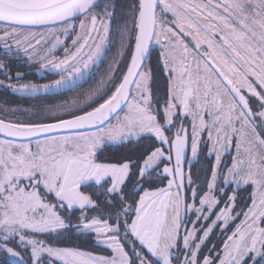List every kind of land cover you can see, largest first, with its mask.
Instances as JSON below:
<instances>
[{"label":"snow or ice","instance_id":"1","mask_svg":"<svg viewBox=\"0 0 264 264\" xmlns=\"http://www.w3.org/2000/svg\"><path fill=\"white\" fill-rule=\"evenodd\" d=\"M158 5H163L162 11L173 14L181 31H185L184 24L187 23L189 29L195 27L197 36L200 34L201 29L189 18L190 13H195L198 17L202 16L204 21H210L205 27L210 30L212 37L219 36V41L208 35L197 41V48L202 43H207L208 48L212 49L211 57L214 58V62L211 65L205 62V73L218 74L217 89L212 96L211 104L217 108L218 112L223 113V97H228L227 126L233 132L239 131L241 138L248 135L246 128H251L254 141H249L250 147L246 149L250 156V167L240 180L245 184L254 185L259 193L258 200L253 199L251 207L243 213L245 217L243 223L246 227L243 230L237 227L228 237L231 243H225L224 258L219 259V264H247L246 258L251 259L254 264H264V227H260V223L264 222V151L253 153L257 145L260 149H264V136L257 133L255 126L256 119L264 122V0H222V2L218 0L214 6L212 0H209L207 5L189 4L182 0H177L176 3H168L166 0H140L137 24L139 35L136 36L135 53L131 58L127 74L123 76L122 82L109 99L92 111L76 115L70 120H61L56 125L8 126L0 121V131L6 132L9 136L33 135L38 132H50L55 128L79 129L94 126L97 129L91 133H81L74 139L63 138L53 146H41L37 142L35 152L26 145H20L19 151H14L10 141H0V237H2L0 251L14 258L10 264H29L19 252L8 246L9 240L15 237H18L25 247L31 246V264H41L43 253L62 260L63 264H92V258L82 259L83 253L45 247L41 241L29 239L26 235L28 231L57 232L72 227L78 230L81 227L92 229L97 233L106 234L110 241L109 247L113 248L120 257L119 262L116 259L99 258L95 264H173L174 260L176 264H214V261L208 257H204L201 262L198 256L202 239L200 243L194 245L190 243V240L196 239L195 231L183 237L184 246L189 251L182 261L174 257L171 252L178 237L181 204L184 203L179 191L184 184V173L180 164L187 147L188 134L183 127L176 132L174 139H170L165 132L171 131L173 125L175 116L173 109L177 107L173 101H179L185 114L191 113L190 98L194 97L196 109H202L204 105L200 102L199 89L194 90L191 87L200 77L198 75L197 81H193L192 73L186 69L187 81L184 82L183 76L181 77L182 84L186 86L181 87L167 102L163 109L164 122H159L157 115H153L149 110L150 98L146 93H148L147 84L150 74L142 71V62L149 54V41L155 36L159 43V34L156 32ZM96 7L97 0H0V24L8 29L3 33L5 38L17 37L27 26L55 22L64 24V30L67 32L70 28L74 30V19L82 18L79 26L83 29L84 19H87ZM220 8L223 9V14L216 11ZM206 9L211 10H208L205 15ZM90 19L91 29L84 43L80 44L70 57L60 61L59 64H54L53 67L59 68L67 65L70 60H76L83 48L88 46L91 32L97 31L98 15L93 14ZM167 31L172 32V29L169 27ZM104 32L105 34L108 32L107 25H104ZM78 40H73V46L78 43ZM17 43L19 44L20 41L17 40ZM103 43L104 37H100V42L94 44L93 50L82 59L81 66H73L69 78L81 76L84 70L103 54ZM5 48L10 50L7 43ZM184 50L188 51L186 45ZM241 62L246 66V70L240 67ZM49 63L52 62L49 61ZM165 64L167 66V61ZM3 67L4 64L0 63V68ZM250 76L255 77V81L249 79ZM204 79L207 80L208 77L205 76ZM64 83L65 78L62 77L61 80L56 81V86L60 87ZM131 85H135L140 90V98L133 99L128 104L130 115H126L123 120H118L115 126L101 127L110 115L120 108L121 102L129 99ZM257 86L261 91L257 90ZM22 87L27 89L29 86ZM44 87L47 89L50 86ZM31 88L32 91L37 90L35 85ZM241 89H247L258 98V111L253 112L249 100L241 93ZM211 92V87H206L203 94L204 104L209 102L208 96ZM237 109H239L238 112ZM192 114L194 119H199L200 128L203 129L205 127L203 114L200 112ZM234 121L241 123V129L235 128ZM216 122L220 123L217 131H223L225 125L220 122L219 116L216 117ZM133 129H137L138 132L133 133ZM126 132L137 135L148 133L154 136L161 145H168L167 159L169 161L172 159L171 152L174 150L176 162L175 169L170 167L163 169L165 174L173 176V179L168 181V189H160L156 192L145 191L136 207V218L130 224L126 218L130 206H125L126 196L122 186L131 171V162L109 165L94 163L92 159L95 155L94 150L105 139L122 140ZM196 135L197 129L194 124L191 144L193 156L197 152ZM225 138H228L226 132ZM256 155L259 156V163ZM164 158L165 150L162 147H156L154 151L148 153L142 160V166L138 167L140 181L144 180L149 170L158 167ZM217 161L219 162V156ZM235 168L236 165H233V169L229 170L233 179L236 178V173L233 171ZM109 176L111 177L110 186H105L102 181ZM24 180L29 183L22 187ZM215 180L214 171L213 183L208 185L209 192L199 198L198 207L195 203L184 206L186 211L197 214V221L201 219L211 221V224L203 230L204 238L214 227L220 226L218 222H222L227 228L229 221L235 218L232 215L233 207L230 203H226L225 207L218 212L215 211L219 205V200L211 195ZM89 182H95L96 185L104 187L103 193L99 195L104 197L103 203L109 209L108 219L113 220V223L96 218L86 221L81 217L80 221L73 225L54 210L55 205L43 203L41 200L39 188L42 185L49 193H54L61 208L65 203L68 209L77 205L81 209L86 206L98 208L100 205L97 201L80 191L81 186ZM227 182L226 178L225 183ZM189 183H191L190 179ZM173 187L176 188L175 195L172 193ZM196 197L197 193L193 190V199L195 200ZM228 200L234 201L235 197L231 196ZM41 208L45 210V213L37 219V210ZM113 209L114 212L111 211ZM169 209L172 210L171 216H169ZM213 216L215 219H212ZM122 217L125 218L122 219ZM122 227L125 234L131 231L141 244L146 246L151 258L142 252H136L134 259L128 257L118 239ZM48 264L51 262L49 261Z\"/></svg>","mask_w":264,"mask_h":264},{"label":"rangeland","instance_id":"2","mask_svg":"<svg viewBox=\"0 0 264 264\" xmlns=\"http://www.w3.org/2000/svg\"><path fill=\"white\" fill-rule=\"evenodd\" d=\"M168 3H176L177 0H166ZM184 3L189 4H201V5H207L209 4V0H182ZM218 0H212V5L214 6ZM222 2V0H220ZM163 5L158 6V12L163 15V25L164 23H168L171 27L175 28L178 32H180L181 35H178L174 32H168L167 28L165 26L163 27V32L159 30L160 25L158 24L156 28V32L159 34V43H157V39L154 36L153 41L155 40V43L157 46H160L161 48V54L163 61H167V73L169 75V85H168V99L166 100V103L163 104L160 109L157 108V105L154 103L153 98L150 95V92L148 90L147 95H149L150 98V111L153 115H157V119L159 122H164V116H163V109L166 107L167 102L172 98L173 94L176 93L181 87L186 86L185 84H182L181 77L183 76L184 82L187 81L188 77L185 72L187 69L188 72L192 73L193 81H197V76L199 75L198 82H195L191 85V87L195 89H199V95L201 97V104L204 105L202 109H196L195 108V99L190 98V108L191 113L185 114L183 111L182 106L179 105V101L175 100L173 101L176 103L177 107L173 109V112L175 113L174 119H173V125L171 127V131H166L165 135H167L170 139H174L176 132L181 128H185L187 130L188 134V147L190 149L189 153V159L187 161V166L191 161H195L199 157L200 148L203 147L205 149L206 154L211 158L212 163V170H211V176L206 184L205 190L199 186L195 182L193 184L189 185V175L187 174V184L189 185V201L188 204L195 203L196 206H199V198L202 197L205 193L209 192L208 185L213 183V172L216 173V180L214 184V188L211 191V195H213L216 199L219 200V205L215 209V211H219V209H222L225 207L226 203H230L233 207V213L232 215L235 217L234 219L230 220L228 223L227 228L223 225L222 222L220 223L219 227H214L212 231L208 234L206 238L203 237V230H205L210 224L211 221H205V220H199L197 221L195 214L192 211H187V215L185 219H182V215L180 213V228L178 229V237L175 241V244L173 248L171 249V252L174 257L179 258V260H183L185 255L188 254V249L185 248L183 237L189 233L195 231V240H190V243L193 245L195 243H200L202 239V243H200L199 253L198 256L201 259V262L204 257H208L211 260L214 261V264H219V259L224 258V245L225 243H231V241L228 240V237L232 235V233L236 230L237 227H240L241 230H243L246 225L243 223L245 220V217L243 215L244 212H246L252 205L253 199L259 198V193L254 185L251 184H245L242 180H240V177L246 175L247 171L250 167V156L249 153L246 151L248 147H250L249 141H254V137L251 136V128H246V132L248 133L247 136L244 138H241V135L239 131L233 132L230 127L227 126V120H226V114H227V105H228V97H223L224 99V112H218L217 108L211 104L212 96L215 94L217 89L216 81L218 79V74L213 73H205V62L207 61L209 65H211L214 62V58L211 57L212 49L208 48L207 43H202L199 48H197V41L201 40L205 35H208L210 38L219 41V36L212 37L211 32L209 29L205 27L207 23L203 20L202 16H196L195 13H190L189 18L193 21L195 26H198L201 31L200 34L197 36L195 27L189 29L187 23L184 24L185 31H181L180 26L176 22V18L173 16L171 12H165L162 11ZM211 9H206L204 11V14L206 15L207 11ZM216 11L223 14V9H216ZM96 12L93 11L89 14L87 19H84L85 27L83 29L80 28V22L81 19H74V30L72 28L69 29V31L65 32V25L59 24L56 26L46 27V28H28L24 29L22 34L18 35L17 37H7L5 40L4 45L7 43L11 48V50H16L21 52L30 62H34L36 64H39L44 73L47 74H53L56 77L52 78L50 80L44 81L42 83L38 84H27L29 87L27 89L23 88L25 93H51L56 92L60 90H64L66 88L72 87L75 84L81 82L83 79L87 78L88 75L96 68L100 60L103 58L104 52L107 48V37L110 31V21L109 17L106 16H100L98 15V21L96 24L97 31L91 32L90 36L91 38L88 39V46L83 48V50L80 52L79 56H77L76 60H70L67 65H62L59 68L53 67L54 64H59L60 61L70 57L73 53L76 52V49L80 47V44L84 43V39L88 36L90 29H91V15L95 14ZM160 22L159 20H157ZM104 25H107L108 32L105 34L104 32ZM162 25V24H161ZM0 30L4 33V31L8 30L6 27L2 24H0ZM191 33V34H189ZM27 37V39H25ZM78 37L80 38L78 40ZM100 37H104V43H103V54L96 59L94 63H91L89 67L84 70L83 74L81 76H74L72 78H69V74L72 73L73 66L80 67L81 61L83 58H86L88 53L93 50V45L100 42ZM193 37H196L195 39ZM162 38V39H161ZM3 40L5 38H2ZM17 40L20 41V43H17ZM73 40H78V43L73 46ZM39 41V43H37ZM187 46L188 51L185 52L184 46ZM207 54V55H206ZM51 61L52 63H49ZM240 67L244 70H246V66L243 65L241 62ZM143 72L147 73L145 69H142ZM207 76L208 79L205 80L204 77ZM65 78V83L61 85L60 87L56 86V81L61 80ZM222 80V78H220ZM252 81H255V77H249ZM209 81L211 83L209 84ZM35 85L37 90L32 91L31 86ZM45 85H49L47 89H45ZM148 85V84H147ZM211 87L212 92L208 96V103L204 104V97L203 94L206 90V87ZM243 91H247V89H241ZM257 90L261 91V89L257 86ZM131 97L126 104V106L121 110L113 119H111L106 125L103 127H107L109 125L115 126L118 123V120H123V118L126 115H130L128 104L133 101V99H139L140 98V90L136 88L135 85H133L131 90ZM250 93V92H248ZM239 109H237V112ZM195 112H200L203 114V119L205 122V127L203 129L200 128V121L198 118L194 119L193 114ZM220 117V122L224 123L225 128L223 131L218 132L217 129L220 127V123L216 122V117ZM195 124L197 129V135H196V141H197V152L196 155L193 156L192 150H191V144H192V137H193V125ZM234 126L236 129H241V123L239 121H234ZM90 130V131H84L79 133H73V134H63V135H56L51 136L47 138H42L38 140H33L30 142H13L10 141L13 145L14 151H19L20 145H26L28 146L33 152L37 150V142L40 143L41 146H53L57 141L62 140L63 138H70L74 139L78 137L81 133H91L96 131ZM133 133L138 132L137 129L132 130ZM257 133H259L261 136H264V131H260L256 127ZM225 132L228 134V138H225ZM144 135H150L148 133H139L137 134H128L125 133V136L122 138V140L117 141H109L105 139L97 148L94 150L95 155L92 158L94 163L97 164H115V163H109V162H101L97 159V150L103 146L106 145H118L123 142H126L128 140H134ZM151 136V135H150ZM154 137V136H152ZM53 138H55V141H53ZM155 139V137H154ZM0 141H9L5 139H0ZM159 142V141H158ZM160 143V142H159ZM165 150V158L164 161L166 162L165 165L162 167V173L168 177V180L166 182V185L161 188H157L154 190H145L147 192H156L160 189H168V181L173 179V176L165 174L163 172L164 167H170L173 168L172 165L168 162H171L167 159L169 152L167 151L168 145H161ZM259 151H264V149H260L259 145H257L256 148L253 149V153L256 154ZM217 156H219V162L217 161ZM257 162L259 163V156L256 155ZM123 164V163H122ZM120 165V164H115ZM233 165H236V168L233 170L236 173V178L233 179L232 175L230 174L229 170L233 169ZM129 175L125 179V183L128 180ZM227 178L228 182L225 183V179ZM105 181L110 182L111 177H106ZM105 181H102L105 182ZM239 181V183L237 182ZM29 182L27 180H24L21 186L27 185ZM95 184V182H89L85 185ZM83 186V185H82ZM82 186L80 188V191L83 192L85 195H87L83 189ZM200 189H203L204 191H199ZM231 190L230 194L229 191ZM29 191L31 189H28ZM193 190L196 191L197 197L194 200L193 199ZM223 190V191H221ZM143 191L138 199L137 206L139 204L140 197L144 194ZM236 191H238L239 196H237ZM39 193L41 196V200L43 203H47L49 205H55V211L59 214V211L57 209V205L60 206V202L55 197L54 193H49L43 186L41 185L39 188ZM173 195L176 194V188L173 187L172 189ZM224 196V201L222 204L221 199ZM228 196V197H227ZM234 196L235 200L229 202L228 198ZM52 198V199H51ZM238 199V202H236ZM91 206H86L85 208H90ZM63 208H67V205L65 203ZM74 208L81 209L78 205L74 206ZM84 208V209H85ZM68 209V208H67ZM44 209H38L36 213V218L39 219L40 215L44 214ZM239 213V215H236ZM60 215V214H59ZM172 215V210L169 209V216ZM61 216V215H60ZM136 218V209H135V215L133 220ZM212 219H215L213 216ZM91 221V220H90ZM170 223V221H169ZM260 227H264V222L260 223ZM83 229V228H82ZM83 230H89L93 231L96 235V240L107 246L111 254L110 255H99V254H93L89 252H83L79 250H72L74 252H80L83 253L84 256L82 259H89L92 258V264H95V261L99 258H104L107 260L116 259L117 262H119V255L116 251H114L113 248L109 247L110 241L107 239L106 234L97 233L92 229H83ZM48 232H33L28 231L26 233L27 237L29 239H35L38 241H41L45 247H53L57 248L56 246L48 245L45 241L43 234ZM132 234V233H131ZM133 235V234H132ZM135 240L138 242V244L145 248V250L148 252L146 246L142 245L140 240L133 235ZM223 238L221 241V245L218 247L216 245L217 240L219 238ZM119 239V237H118ZM0 242H2V237H0ZM119 242L122 245L121 239H119ZM132 244V243H131ZM9 247H13L15 251L19 252L21 256L28 258L31 261V246L28 245L25 247V245L21 244L18 237L11 238L8 242ZM132 248V247H131ZM59 249H66V248H59ZM124 249V247H123ZM125 251V249H124ZM139 251V249H138ZM137 251V252H138ZM126 253V251H125ZM136 253V252H135ZM150 254V253H149ZM128 255V254H127ZM0 256L5 258L8 262H10L12 257H10L6 252L0 251ZM129 257V256H128ZM247 259V264H254V262L251 259ZM257 260H259V257H257ZM51 262V264H55L56 262L63 263L62 260L51 257L47 253H43L41 256V264ZM173 264H176V261H173Z\"/></svg>","mask_w":264,"mask_h":264},{"label":"trees","instance_id":"3","mask_svg":"<svg viewBox=\"0 0 264 264\" xmlns=\"http://www.w3.org/2000/svg\"><path fill=\"white\" fill-rule=\"evenodd\" d=\"M139 4V0H101L97 4L98 14L100 16L107 15L110 21L107 48L103 58L87 78L72 87L51 93L23 92L25 91L22 87L24 85L42 83L56 76L43 73V69L39 64L30 62L21 52L11 50L12 47H10V50L5 48L3 43L7 39L0 30V63L4 64V67L0 68V120L19 125L50 123L84 114L108 99L121 83L133 52L137 35ZM143 69L150 74L147 88L151 97L158 105L165 104L168 99L167 74L164 69L161 51L154 44L151 46ZM77 101L79 103H76ZM156 147H160V143L154 137L144 135L118 145L103 146L96 152L97 159L101 162L115 164L131 162L129 178L122 186L126 196L125 206H130L126 217L129 224L134 218L140 194L145 190L164 187L168 180V177L161 170L163 165L166 164L164 160L154 170H149L143 181L139 179L138 167L142 166L143 158L154 151ZM211 166V158L206 154L205 149L201 147L199 158L193 162L189 168V173L192 179L200 175L207 180L212 170ZM186 167L187 163L185 164V170ZM105 182L102 184L110 186V182ZM82 189L100 206L98 208L67 209L57 205L61 217L66 221H70L73 225L77 224L81 217L86 221L96 218L102 221L108 220L110 224L113 223V220L108 219L109 209L103 203L104 197L99 195L103 193L104 187L90 184L83 185ZM236 193L239 196L238 191ZM186 201H189L188 188H186ZM111 211L114 212L115 210ZM43 237L48 245L57 248L61 247L99 255L111 254L107 246L96 240L93 231L83 230L82 227L79 230L72 227L57 232H48L43 234ZM118 237L121 239L130 259L135 258V252L138 249V252L150 257L145 248L141 247L135 240L131 231L125 234L122 227ZM221 241V238L217 240L216 245L218 247L221 245ZM26 261L31 264L28 258H26ZM0 264H10V262L0 256ZM55 264L63 263L56 262Z\"/></svg>","mask_w":264,"mask_h":264},{"label":"water","instance_id":"4","mask_svg":"<svg viewBox=\"0 0 264 264\" xmlns=\"http://www.w3.org/2000/svg\"><path fill=\"white\" fill-rule=\"evenodd\" d=\"M101 0H97V4L100 2ZM140 1V0H139ZM157 9H158V6L156 8V13H157ZM139 23V14H138V17H137V24ZM59 24H62L61 22H55V23H50V24H46V25H35V26H27L26 29L28 28H33V29H38V28H46V27H51V26H56V25H59ZM137 35H139V29L137 27ZM136 35V36H137ZM154 38V37H153ZM153 38L149 41V52H150V49H151V46H152V42H153ZM135 45H136V40H135V44H134V47H133V52H132V55L130 57V60H129V63H128V66L126 68V71H125V74H127V69L128 67L131 65V58L133 56V54L135 53ZM148 55L144 58L143 62H142V67L143 65L145 64L146 62V59H147ZM123 80V79H122ZM122 82V81H121ZM226 83V82H225ZM132 87L133 85L130 86V95H129V99H130V96H131V90H132ZM116 91V90H115ZM114 91V93H115ZM113 93V94H114ZM112 94V95H113ZM111 95V96H112ZM110 96V97H111ZM109 97V98H110ZM108 98V99H109ZM128 100H125V101H122L121 102V105H120V108H118L116 110V112L112 113L109 117V119L107 121H105V124L106 125L111 119H113L121 110H123V108L126 106V104L128 103ZM107 100V99H106ZM105 100V101H106ZM104 101V102H105ZM103 102V103H104ZM102 104V103H101ZM100 106V105H99ZM97 106V107H99ZM96 107V108H97ZM95 109V108H94ZM92 111V110H91ZM83 115V114H81ZM73 117L71 118H66V119H60V120H57V121H54V122H50V123H43V124H37V125H56L58 124L61 120H70L72 119ZM4 123V125H8V126H37V125H19V124H13V123H9V122H5L3 120H0ZM104 125H102L101 127H103ZM96 127L92 126V127H89V126H85L84 128H79V129H75V128H55L53 129L52 131L50 132H38V133H35L33 135H20V136H9L7 135L6 132H3V131H0V138L2 139H5V140H9V141H13V142H30V141H33V140H38V139H42V138H47V137H51V136H56V135H63V134H73V133H79V132H84V131H90V130H95ZM187 154H188V143H187V147L185 148V152H184V156L181 160V164H180V167L184 173V184H183V187L179 190L180 191V195L183 199V204H181V215H182V218L185 217V213H186V210H185V205H186V188H185V163H186V160H187ZM176 167V165H175ZM175 169V168H174ZM177 182L179 181V178L177 177Z\"/></svg>","mask_w":264,"mask_h":264},{"label":"flooded vegetation","instance_id":"5","mask_svg":"<svg viewBox=\"0 0 264 264\" xmlns=\"http://www.w3.org/2000/svg\"><path fill=\"white\" fill-rule=\"evenodd\" d=\"M159 6V5H158ZM93 11H95L96 13H95V15H97V13H98V10H97V8H95ZM99 15V14H98ZM163 15L164 14H160L159 12H158V9H157V13H156V19L157 20H159L160 22H158V24L160 25V27H159V30H161V32H163V27L165 26V28H171L172 29V32H174V33H176V34H178V35H181L180 34V32H178L177 30H175V28H173V27H171L167 22L166 23H164V25H163V22H162V19H163ZM162 24V25H161ZM154 39V38H153ZM162 39V38H161ZM152 44H154L157 48H159L160 49V51H161V48H160V46H157V44L155 43V40L152 42ZM162 55V54H161ZM163 64H164V69L166 70V74H167V80H168V85H169V75H168V73H167V69H166V66H165V63H164V61H163ZM144 66V65H143ZM142 69H143V67H142ZM44 73V72H43ZM241 93L243 94V95H245V97L249 100V105H250V108L253 110V112H256V111H258V104H259V100H258V98L257 97H255V96H253L251 93H248V92H246V91H243V90H241ZM132 94V93H131ZM131 97V96H130ZM154 103L157 105V108L159 109L162 105H158L157 104V102L156 101H154ZM255 126L260 130V131H264V122H262L261 120H259V119H256L255 120ZM183 134V133H182ZM173 139V138H172ZM189 153H190V149H189V147H188V154H187V160H186V163H187V161H188V159H189ZM171 156H172V159H171V162H168V163H170L171 165H172V167H173V169L175 168V165H176V162H175V152H174V150L171 152ZM199 158V157H198ZM197 158V159H198ZM193 162H194V160L193 161H191L190 163H189V165L186 167V170H185V188H188V189H190L189 188V185L190 184H193V183H197L198 184V189H199V186H201L204 190H205V187H206V184H207V182H208V180H209V178H210V176H211V174H210V176H209V178L206 180V178L204 177V176H200V175H197V176H195V179H192V177H191V175H190V173H189V168L191 167V165L193 164ZM185 163V164H186ZM184 169H185V167H184ZM187 174L189 175L188 177L190 178V180H191V183H189V185L187 184ZM196 180V181H195ZM203 189H200L199 191H204ZM230 192L231 191H229V193L227 194V195H229L230 194ZM238 196V195H237ZM228 197V196H227ZM223 201H224V196L222 197V199H221V203L220 204H222L223 203ZM236 202H238V199H237V201ZM188 204V201H186V205ZM186 215H187V211H186V213H185V217L184 218H182V219H185L186 218ZM221 238V237H220ZM221 239H223V238H221Z\"/></svg>","mask_w":264,"mask_h":264},{"label":"bare ground","instance_id":"6","mask_svg":"<svg viewBox=\"0 0 264 264\" xmlns=\"http://www.w3.org/2000/svg\"><path fill=\"white\" fill-rule=\"evenodd\" d=\"M25 127V126H24Z\"/></svg>","mask_w":264,"mask_h":264}]
</instances>
